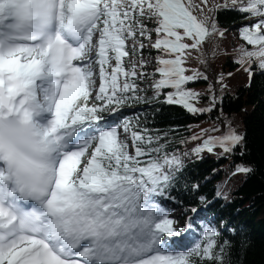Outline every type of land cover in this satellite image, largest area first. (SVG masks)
Masks as SVG:
<instances>
[{"label":"snow or ice","instance_id":"snow-or-ice-1","mask_svg":"<svg viewBox=\"0 0 264 264\" xmlns=\"http://www.w3.org/2000/svg\"><path fill=\"white\" fill-rule=\"evenodd\" d=\"M221 9L250 21L239 29L250 47L235 49L233 61L250 84L253 67L264 73V0H0V264H231L215 226L193 238L200 208L186 207L192 216L180 227L160 202L175 201L182 157L139 117L109 119L161 95L191 114L212 111V85L206 108L186 87L207 75L185 65L193 51L206 64L204 43L223 38ZM145 47L162 53L151 74ZM146 76L152 97L139 94ZM223 81L218 75L221 89ZM210 131L220 134L192 149L197 158L231 154L244 141L227 121ZM252 171L238 164L232 174ZM223 195L218 185L215 198ZM198 199L204 210L212 204Z\"/></svg>","mask_w":264,"mask_h":264},{"label":"trees","instance_id":"trees-1","mask_svg":"<svg viewBox=\"0 0 264 264\" xmlns=\"http://www.w3.org/2000/svg\"><path fill=\"white\" fill-rule=\"evenodd\" d=\"M194 2L199 3L200 0ZM213 3H223V0H208L209 6ZM204 11L208 14L207 8ZM196 14L199 15L198 12ZM214 15L218 26L227 30L223 38L213 36L204 43L202 51L206 64L199 63L198 53L193 51L185 65L188 69H198L207 75V81L200 79L188 83L186 87L212 85L217 97L216 107L212 111L191 114L179 105L164 103V95H161L159 100L125 107L109 119L114 121L120 117H128L135 120L139 117L142 128L148 129L154 136H161L162 142L167 141V150L179 155L187 147L200 144L207 135L220 134L210 130L219 127L222 132L226 121L230 122L237 133L244 135L243 143L231 154L221 156L203 152L200 154L202 158L185 162L181 177L171 190L175 201L160 202L172 205L185 221L192 216L190 212L184 214L186 207L200 208L196 226L192 230L193 238L198 236L202 225L215 226L220 232L219 241H229L231 264H264V73L253 67L249 84L248 73L233 62L238 55L235 49L241 45L250 47L239 34V29L250 21L237 11L221 9ZM146 23L149 29L154 27L153 23ZM143 54L150 58L157 57L160 52L150 48L143 49ZM228 73L232 75L229 77ZM220 74H224L223 83L227 85L224 89L216 82ZM199 93L201 97L196 106L208 107L213 93L207 88ZM92 102L89 101V104ZM201 129L209 130L202 139H189L193 135H201ZM182 140L186 142L181 143ZM214 152L220 153L221 149L216 148ZM238 164L249 166L253 171L250 174L233 175ZM197 184L199 188L193 190L192 186ZM218 185L224 195L215 198ZM200 196L212 200L206 210L199 204Z\"/></svg>","mask_w":264,"mask_h":264},{"label":"bare ground","instance_id":"bare-ground-1","mask_svg":"<svg viewBox=\"0 0 264 264\" xmlns=\"http://www.w3.org/2000/svg\"><path fill=\"white\" fill-rule=\"evenodd\" d=\"M154 40H155V39H153V41H154ZM148 43H149V42H145V44H148ZM144 49H150V47H145ZM143 57L149 61V63H148L147 66L143 69V71H144L145 73H149V74L153 73V72H154V69L157 67V64H156V57H150V58H149V57L146 56L145 54H143ZM133 59L136 60V61H139L140 56H135V57H133ZM126 62H127V60H126ZM138 71H139V69H138ZM159 78H160V77H159L158 74H156L155 77H154V79H159ZM144 82H147V84H146V85H142V79L136 81V83L139 85V88L142 89V91H141L139 94H140L141 96L152 97V95H153V91H152L150 85H151L152 82H153V77L146 76V77L144 78ZM94 94H95V93H93V95H94ZM162 100H164V97H163ZM180 156H181L182 159L184 160V163H185V162H189V161H191V160L194 159V158H197L196 156L193 155V153H192V149H191V148H190V149H186V150H184L183 154L180 155Z\"/></svg>","mask_w":264,"mask_h":264},{"label":"rangeland","instance_id":"rangeland-1","mask_svg":"<svg viewBox=\"0 0 264 264\" xmlns=\"http://www.w3.org/2000/svg\"><path fill=\"white\" fill-rule=\"evenodd\" d=\"M158 55H162V53L158 54ZM199 55V54H197ZM97 73H98V69H97ZM147 82H144V78L142 79V85H146ZM96 85H97V89H98V86H99V78H98V75H97V79H96ZM188 89L192 90V91H195V92H200L202 89H205L207 88V90H209V87L206 85V84H201V85H192V86H187ZM195 105H196V101L193 102ZM219 135V134H218ZM193 149L194 146H189L187 147L186 149ZM185 149V150H186ZM164 206H166L170 212H171V215L174 216L175 218H177L179 220V225L180 227H183L185 226V219H182L180 216H179V211L178 210H175L173 208L172 205H170L169 203H164L163 204ZM173 208V209H172Z\"/></svg>","mask_w":264,"mask_h":264}]
</instances>
